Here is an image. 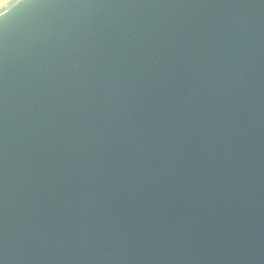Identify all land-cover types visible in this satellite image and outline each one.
Here are the masks:
<instances>
[{
    "label": "water",
    "instance_id": "water-1",
    "mask_svg": "<svg viewBox=\"0 0 264 264\" xmlns=\"http://www.w3.org/2000/svg\"><path fill=\"white\" fill-rule=\"evenodd\" d=\"M0 264H264V0L3 3Z\"/></svg>",
    "mask_w": 264,
    "mask_h": 264
},
{
    "label": "bare ground",
    "instance_id": "bare-ground-1",
    "mask_svg": "<svg viewBox=\"0 0 264 264\" xmlns=\"http://www.w3.org/2000/svg\"><path fill=\"white\" fill-rule=\"evenodd\" d=\"M8 0H0V6Z\"/></svg>",
    "mask_w": 264,
    "mask_h": 264
}]
</instances>
